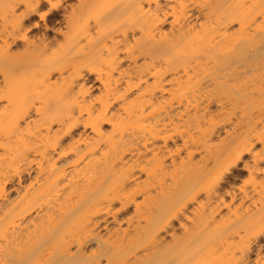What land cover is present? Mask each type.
I'll list each match as a JSON object with an SVG mask.
<instances>
[{
    "label": "bare ground",
    "instance_id": "1",
    "mask_svg": "<svg viewBox=\"0 0 264 264\" xmlns=\"http://www.w3.org/2000/svg\"><path fill=\"white\" fill-rule=\"evenodd\" d=\"M0 264H264V0H0Z\"/></svg>",
    "mask_w": 264,
    "mask_h": 264
},
{
    "label": "rangeland",
    "instance_id": "2",
    "mask_svg": "<svg viewBox=\"0 0 264 264\" xmlns=\"http://www.w3.org/2000/svg\"><path fill=\"white\" fill-rule=\"evenodd\" d=\"M56 24V22H54L53 23V25H55ZM42 31V32H41ZM36 32H39V33H43V32H45V30H44V28L43 27H41V28H37V30H36ZM54 31L53 30H48V34H50V35H52V33H53ZM241 169V168H240ZM237 170V172H235L236 173V178H234V179H236V181H240V179H242L244 176H245V174H246V172L245 171H243V169H241V170ZM238 176V177H237ZM243 176V177H242ZM241 177V178H240Z\"/></svg>",
    "mask_w": 264,
    "mask_h": 264
}]
</instances>
